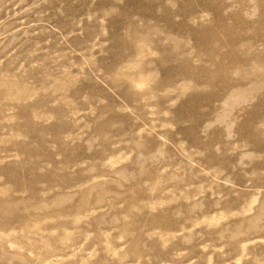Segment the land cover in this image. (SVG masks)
Here are the masks:
<instances>
[{
  "label": "rangeland",
  "instance_id": "obj_1",
  "mask_svg": "<svg viewBox=\"0 0 264 264\" xmlns=\"http://www.w3.org/2000/svg\"><path fill=\"white\" fill-rule=\"evenodd\" d=\"M0 264H264V0H0Z\"/></svg>",
  "mask_w": 264,
  "mask_h": 264
},
{
  "label": "clouds",
  "instance_id": "obj_2",
  "mask_svg": "<svg viewBox=\"0 0 264 264\" xmlns=\"http://www.w3.org/2000/svg\"><path fill=\"white\" fill-rule=\"evenodd\" d=\"M134 87L137 90H143L146 87V84H144V83H136V84H134Z\"/></svg>",
  "mask_w": 264,
  "mask_h": 264
}]
</instances>
